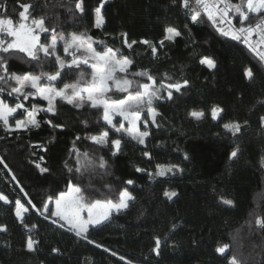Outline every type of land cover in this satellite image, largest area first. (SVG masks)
Returning <instances> with one entry per match:
<instances>
[{
  "label": "trees",
  "instance_id": "16d2710c",
  "mask_svg": "<svg viewBox=\"0 0 264 264\" xmlns=\"http://www.w3.org/2000/svg\"><path fill=\"white\" fill-rule=\"evenodd\" d=\"M63 2L51 0L49 5L58 12L63 24L58 30L67 34L87 28L95 41H104L108 47L120 48L129 55L134 60L131 71L167 72L174 79H188L191 86L183 96L176 94L174 101H156L154 106L162 113V117H157L160 128L150 126L152 135L146 140V148L125 137L122 151L112 156L111 148H101L90 139L76 142L81 153L103 156L109 162L107 172L85 171L84 184L91 181L99 193H87L91 199L115 200L124 187L136 197L128 209L113 213L103 226L89 228V240L103 247L75 237L27 205L31 199L40 207L49 195L65 190L71 178L65 161L75 163L69 151L73 140L76 135H95L105 128V122L99 120L102 110H76L61 104L57 122L71 119L63 131L42 125L28 133L8 136L0 130V156L11 169L9 172L0 165V192L12 201L9 204L0 201V225L7 227L6 232H0V264H127L129 260L132 264H227L228 256L233 253L244 264H264V231L248 223L264 212V168H261L264 130L259 124L264 107L258 103L264 100V78L258 75L249 82L243 76L246 66L256 67L255 55L240 41L219 36L208 22L192 26L195 45L186 38L178 39L175 44L165 41L160 56L153 58L149 46L140 41L146 39L155 44L163 39L167 24L182 27L187 23L184 13L171 6V0H108L102 9L105 24L99 29L93 24L94 10L101 0H85V13L77 14L75 20L59 7ZM75 2L66 0L67 6ZM4 3L8 6L7 15L17 20L20 9L16 0H0V4ZM121 33L128 34L129 43L137 41L132 50L124 46ZM45 38L41 34V40ZM59 48L62 54V42ZM204 55L216 59L215 69L199 63V57ZM10 64L12 71L27 70L19 59H13ZM83 70L89 72L87 68ZM8 101L14 103L12 99ZM25 103L44 105L46 102L30 99ZM213 105L224 108L222 118L213 120L207 114ZM192 109H203L206 117L200 121L191 119L187 113ZM83 119L89 121L87 128L80 123ZM233 120H248L249 126L239 138L241 156L229 160L236 138L222 125ZM53 136L55 142L47 143ZM116 138L119 137L112 136ZM34 144H45L48 151L30 147ZM144 151L152 154L151 160L142 155ZM40 156L44 157L43 161L39 160ZM37 163L50 172L41 174ZM164 164H179L184 171L150 180L147 172H154L157 165ZM137 166L147 172H136ZM12 175L17 179L13 180ZM127 180L135 183L125 185ZM166 189L176 191L178 196L168 200L163 195ZM221 195L235 200V207L221 204L218 199ZM16 198L29 207L24 223L13 211ZM25 224L37 227L29 231ZM172 224L176 228L169 231ZM29 235L39 241L34 253L24 250ZM156 236L164 241L160 256L151 251ZM222 243L233 245L224 256L215 251ZM173 244L176 246L172 247ZM53 247L60 248L64 254L52 253ZM121 256L125 259L121 260Z\"/></svg>",
  "mask_w": 264,
  "mask_h": 264
},
{
  "label": "snow or ice",
  "instance_id": "6c2138e0",
  "mask_svg": "<svg viewBox=\"0 0 264 264\" xmlns=\"http://www.w3.org/2000/svg\"><path fill=\"white\" fill-rule=\"evenodd\" d=\"M50 3L51 0H43V2L16 0V7L20 9L17 20L7 15V3L0 4V10L3 11V14H0V130L8 136L28 133L33 129H40L42 125H47L54 131H63L71 123V119L57 122L61 116V104L72 106L76 110L85 108L102 110L99 120L105 122V128L95 135L84 137L76 135L73 140V146L69 151L75 163L65 161L64 166L71 174L65 190L49 195L40 207H37L31 199L27 200V205H30L40 216L50 219L54 225L74 233L77 238L96 244L95 241L89 240V228L103 226L111 220L113 213L128 209L136 197L124 187L115 200L107 197L91 199L87 193L97 190L92 186L91 181L84 184L85 171L102 169L107 172L109 162L103 156L95 157L88 152L81 153L76 142L90 139L101 148H111L112 156L122 151L125 137L146 148V140L152 135L150 126L160 128L157 117H162V113L154 106L156 101H174L176 94L184 95L191 82L186 78L174 79L167 72L153 74L150 69L131 71L134 60L129 55H125L120 48L108 47L104 41H95L88 35L87 28L67 34L58 30L63 28V24L60 23L58 12L49 7ZM84 3L85 0H76L73 6H67L64 0L59 7L75 20L77 14L82 16L85 13ZM106 3L108 0H101L100 6L94 10L93 27L97 29L105 24L102 9ZM171 6L177 7L184 13L187 23L182 27L167 24L164 27L163 39L155 44L146 39L140 41L149 46L153 58L160 56L165 41L175 44L178 39L186 38L195 45L197 41L192 26L210 22L219 36L240 41L257 58L255 68L246 66L243 69L244 78L249 82L255 81L258 75L264 78V0H171ZM41 34H45L44 41L41 40ZM120 35L124 46L132 50L137 41L133 40L129 43L127 33ZM49 36L50 39L47 38ZM60 42H63L62 54L59 48ZM13 59H19L27 70L12 71L10 62ZM199 63L208 69L217 67L216 59L207 55L200 56ZM46 68L54 70L46 71ZM84 68L90 71L86 73ZM118 94H123V98H114ZM9 99L14 103L10 104ZM30 99H39L46 103L26 105L25 102ZM258 103L264 107V100ZM41 113L44 114L43 117ZM223 113L224 108L213 105L207 114L213 120H218L222 118ZM187 115L196 121L206 117L203 109H192ZM145 116L147 119L144 118ZM116 117L122 119L116 120ZM80 123L87 128L89 121L83 119ZM259 124L264 130V115L259 117ZM248 126V120H233L222 125L227 133L236 138L235 146L229 153V160H236L241 156L243 149L239 145V138ZM112 136L119 138L112 139ZM53 142L55 136L47 143ZM30 147L48 151L45 144H34ZM142 155L149 160L152 159V154L148 151L142 152ZM184 158L188 159V156L185 155ZM39 160L43 161L44 157L40 156ZM0 165L11 172L3 156H0ZM36 167L41 174L50 172L49 168L41 167L39 163ZM261 168H264V156L261 157ZM135 170L147 172L146 169L138 166ZM183 171L179 164H164L157 165L154 172L147 174L151 180ZM12 179L17 178L12 175ZM134 183L133 180L125 181V185ZM105 187L110 188V186ZM163 195L171 201L178 196V193L166 189ZM218 199L223 205L235 207L236 202L231 198L221 195ZM0 201L6 204L12 203L2 192H0ZM50 204H54V208H50ZM13 211L20 222L24 223L29 207L20 198H16ZM248 223L264 231V212L255 215ZM36 227L35 224L31 226L25 224V228L29 231ZM175 228L176 224H172L169 231ZM6 231L7 227L0 225V232ZM233 240H236V237H233ZM163 242L160 236L154 237V247L151 251L156 256H160ZM38 245L39 241L29 235L24 250L34 253ZM96 246L103 247L100 244ZM232 247V244L222 243L218 244L215 251L224 256ZM51 251L57 255L64 254L58 247H53ZM112 255L116 253L113 252ZM120 259L124 260L125 257L121 256ZM127 264H132V261H127ZM227 264H244V261L233 253L228 256Z\"/></svg>",
  "mask_w": 264,
  "mask_h": 264
},
{
  "label": "rangeland",
  "instance_id": "374dc122",
  "mask_svg": "<svg viewBox=\"0 0 264 264\" xmlns=\"http://www.w3.org/2000/svg\"><path fill=\"white\" fill-rule=\"evenodd\" d=\"M63 43V42H62ZM94 46H96V45H94ZM98 50H101V49H99L98 48ZM90 71V70H89ZM138 71H140V70H138ZM114 98H123V94H118L116 97H114ZM9 102V101H8ZM11 104V103H10ZM145 119H147V116H145L144 117ZM116 120H120V119H122V118H120V117H116L115 118ZM127 126V125H126ZM140 127H141V130H143V125L141 124L140 125ZM53 208H54V204H53Z\"/></svg>",
  "mask_w": 264,
  "mask_h": 264
}]
</instances>
